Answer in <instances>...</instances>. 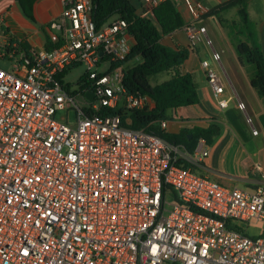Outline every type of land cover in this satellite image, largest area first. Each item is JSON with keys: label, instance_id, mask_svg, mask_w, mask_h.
<instances>
[{"label": "built area", "instance_id": "1", "mask_svg": "<svg viewBox=\"0 0 264 264\" xmlns=\"http://www.w3.org/2000/svg\"><path fill=\"white\" fill-rule=\"evenodd\" d=\"M144 1L151 13L161 0ZM183 2L193 19L209 10ZM92 8L63 0L47 25L50 48H26L0 19V264H264V230L240 223L264 224V173L254 188L225 186L195 170L209 151L203 137L189 152L102 113L148 108L151 97L121 80L128 21L98 27ZM183 29L196 51L206 27ZM200 63L226 107L225 77ZM76 65L85 80L73 87L63 77Z\"/></svg>", "mask_w": 264, "mask_h": 264}, {"label": "crops", "instance_id": "2", "mask_svg": "<svg viewBox=\"0 0 264 264\" xmlns=\"http://www.w3.org/2000/svg\"><path fill=\"white\" fill-rule=\"evenodd\" d=\"M131 1L137 5L142 15L151 14L141 9L147 4L144 0ZM200 1L211 9L225 0ZM172 2L185 23L194 21L205 26L202 22L209 15L204 14L198 19H193L183 0H172ZM62 8L63 0H35L34 18L31 19L23 13L16 0H0V19L12 34L21 38L26 48H47L46 45L49 43L48 22L59 14ZM248 12L251 18L249 8ZM257 27L256 33L264 55L263 16L259 18ZM162 42L173 48L188 47V39L183 27L164 35ZM217 48L220 55L214 47H208L203 41L199 42L196 51L189 50V55L183 63V70L193 73L198 84L200 100L195 104L169 109L166 127L163 130L178 134L181 131H190L194 127L206 128L216 125L218 131L213 134L211 140L207 141L204 138L209 151L201 162V166H197L195 170L225 186L251 189L262 180L261 174L264 173V99L252 87V70H248L238 54L231 56L227 49ZM214 52L218 53V59L214 58ZM208 57L226 79L224 94L232 97L228 105L223 108L217 105L207 83L204 68L200 63L201 59ZM153 106L154 100L151 98L148 108ZM156 125L160 127L159 121ZM201 146L198 138L195 149ZM252 226H255V232L264 230L263 223Z\"/></svg>", "mask_w": 264, "mask_h": 264}, {"label": "trees", "instance_id": "3", "mask_svg": "<svg viewBox=\"0 0 264 264\" xmlns=\"http://www.w3.org/2000/svg\"><path fill=\"white\" fill-rule=\"evenodd\" d=\"M23 13L33 19L35 0H16ZM248 0H225L209 9L205 15H218L222 10L236 7L239 16L238 32L247 40L236 44L239 59L252 64L251 85L264 99V55L254 23L249 17ZM92 20L99 27L115 19L124 18L128 21V31L133 39L130 53L123 63L121 80L125 90L132 94H144L154 100L152 108L122 109L119 107L103 110L102 113L121 115L122 122L131 128H144L169 143L182 144L189 152L195 150L198 138L210 141L218 131L216 125L206 128L194 127L190 131L178 134L169 133L156 125L167 118V111L178 106L198 103L200 96L198 84L192 72L183 70V63L189 55L188 47L173 48L162 42L164 35L177 30L185 24L172 0H161L153 8L151 14L142 15L137 5L131 0H92ZM143 9V7H141ZM50 42L46 45L50 48ZM138 58L135 64L127 63ZM165 73L168 77L158 83H151L150 76ZM84 74L78 80L84 81ZM191 135V136H190ZM186 165L190 163L185 162Z\"/></svg>", "mask_w": 264, "mask_h": 264}, {"label": "rangeland", "instance_id": "4", "mask_svg": "<svg viewBox=\"0 0 264 264\" xmlns=\"http://www.w3.org/2000/svg\"><path fill=\"white\" fill-rule=\"evenodd\" d=\"M247 6L252 15L250 19L254 23L255 30L257 31L258 20L262 16L264 17V0H249ZM239 21L240 20L236 7H230L228 9L222 10L218 15H209L205 19V21L202 22V24H205L206 27V37L204 42L208 45V47H214L217 51V47H223L224 49H227L229 51L231 56H236V44L238 43V41L247 40L244 34L238 32L237 25L239 24ZM207 39H209V41H207ZM257 39L260 40L259 36H257ZM208 59L210 58L208 57ZM137 61H139V59L134 58L130 60L127 64L132 65L135 64ZM245 64L247 65L248 70L253 69L252 64L247 62H245ZM85 72V65H76L71 67L65 73L63 79L65 82H68L71 86L75 87L77 80H79ZM167 77L168 76L165 73H158L156 75L150 76V81L151 83L155 84L165 80ZM63 112V110H58L56 113V118L60 119V116L63 114ZM168 199L171 200L172 197L169 196ZM240 223L246 228V232L248 234H252V231H254L255 226L250 225L248 229L245 223Z\"/></svg>", "mask_w": 264, "mask_h": 264}, {"label": "water", "instance_id": "5", "mask_svg": "<svg viewBox=\"0 0 264 264\" xmlns=\"http://www.w3.org/2000/svg\"><path fill=\"white\" fill-rule=\"evenodd\" d=\"M92 94H93L92 92L87 93V95H89V96H91V97H92Z\"/></svg>", "mask_w": 264, "mask_h": 264}]
</instances>
